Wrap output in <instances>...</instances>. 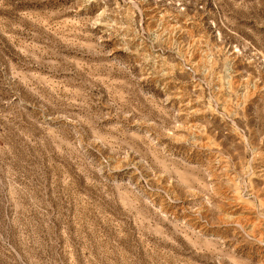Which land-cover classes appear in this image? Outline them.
Returning <instances> with one entry per match:
<instances>
[{
	"label": "rangeland",
	"instance_id": "rangeland-1",
	"mask_svg": "<svg viewBox=\"0 0 264 264\" xmlns=\"http://www.w3.org/2000/svg\"><path fill=\"white\" fill-rule=\"evenodd\" d=\"M0 264H264V0H0Z\"/></svg>",
	"mask_w": 264,
	"mask_h": 264
}]
</instances>
